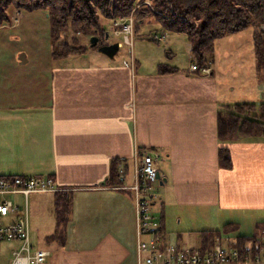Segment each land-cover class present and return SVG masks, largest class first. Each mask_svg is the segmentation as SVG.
Listing matches in <instances>:
<instances>
[{"label":"crops","instance_id":"0c3cea01","mask_svg":"<svg viewBox=\"0 0 264 264\" xmlns=\"http://www.w3.org/2000/svg\"><path fill=\"white\" fill-rule=\"evenodd\" d=\"M140 28L129 58L118 54L113 61L95 50L53 61L44 49L30 68L29 54L21 65L14 51L0 53V177L51 176L65 190L62 196L71 193L61 240L48 239L53 233L44 240L52 247L44 249L49 264H136L132 194L105 187L113 160L124 162L126 184L132 183L135 147L159 149L165 156L158 170L166 182L159 184L160 198L153 204L161 214L156 229L167 234L173 220L188 224L187 215L196 220L206 215L226 227V235L218 231L215 237L222 244L221 239L256 236L264 226V140L222 143L217 133L222 105L264 100L261 76L256 73L261 81L251 85L262 90L259 97L232 99L231 85L219 88V57L231 51L204 55L211 75L190 73V63L171 65L179 48L194 60L184 35L156 43L148 36L160 26ZM4 37L0 34V43L8 40ZM161 45L158 57L152 56ZM159 64L177 72L157 74ZM221 147L229 151V169L219 164ZM40 195L47 194L28 198V226L29 203L38 209ZM60 203L62 208L63 199Z\"/></svg>","mask_w":264,"mask_h":264},{"label":"trees","instance_id":"16d2710c","mask_svg":"<svg viewBox=\"0 0 264 264\" xmlns=\"http://www.w3.org/2000/svg\"><path fill=\"white\" fill-rule=\"evenodd\" d=\"M145 1L160 9L162 16H156L146 6L139 7L134 13L139 21L135 32L139 31L142 24H157L169 33L184 35L187 43L191 45L190 53L199 65L203 64L206 53L214 51L217 40L247 31L252 43L256 73L264 80V0H0V25L9 22L4 12L6 8L44 12L48 21L51 59L66 61L70 56L90 50L79 42L77 44L78 38L91 35L93 31L104 35L105 30L99 16L106 19L124 18ZM64 32L72 35L71 44L62 43ZM171 72H177V69L167 64L157 66V74ZM217 133L222 143L264 140V100L222 105L217 114ZM218 155L220 166L229 169L231 159L228 149L219 148ZM119 164L121 161L118 160L111 162L106 186L117 183ZM54 195L57 227L55 234L48 239L60 241L62 226L68 221V198L71 193ZM199 234L204 247L207 242L218 237L215 231H201ZM236 239L235 242L221 239V245L226 249L247 248L251 254H257L264 247L263 242L254 240L255 235L247 239ZM250 239L253 241L247 246V240Z\"/></svg>","mask_w":264,"mask_h":264},{"label":"rangeland","instance_id":"374dc122","mask_svg":"<svg viewBox=\"0 0 264 264\" xmlns=\"http://www.w3.org/2000/svg\"><path fill=\"white\" fill-rule=\"evenodd\" d=\"M141 6H146L147 8L150 9V7L146 5L145 2H142L141 4L137 5L136 8H134L133 13L131 12L129 16L124 17V18L106 19L103 16H99L100 23L103 26V29L105 30L104 35H101V38L103 41L102 45L118 43L119 56H127L129 58V56L131 55V51L133 50V45L136 40V35L139 33L138 31L135 32L136 25H138L139 21L135 17L134 13ZM4 12H5V16L9 18V23H5V25L10 26V29L2 28L1 30L3 31L0 30V34L1 35L5 34V37L8 38V40L5 39L0 43V53L3 55L4 53L8 54L10 51H12L11 53H13L14 51L15 53H17L15 54V57L17 59L22 53H24L25 55L29 54L30 59H31L29 63V67L32 68V66L40 62V60L35 62L34 57L37 59H41L42 50L44 49L49 50V40H48L49 29H48V21L46 20L45 14L44 12H41V11H33V10L23 11L21 8H10V9L6 8ZM131 15H132V18L134 19L132 26L128 25V28H124L122 24L126 22L127 18L131 17ZM93 32L95 34L91 36H96V37L98 35L100 36V33L96 31H93ZM106 34H107V37H106ZM164 34H166V38L168 37L167 40H169V38L172 37L173 36L172 34L174 33L169 34V32L165 30ZM248 34L249 33L245 31L244 33L238 34L236 36L228 37L223 40L222 39L217 40L215 42V47H214V51L212 54L215 56V58H217L218 55H222L223 53L227 51H231L225 58L221 56L219 57V63L222 65V73H221V79H220L221 82H220L219 88L224 91L225 88H227V86L231 85L230 88H233V90L230 91L232 99H240V97H244V98L248 97V99H251L252 97H259L260 93L262 92L261 89L259 90L258 88H256L258 89V92H259L258 93L256 89L251 86L254 82L258 84V81H261V80L264 81V80L262 79V77H260L261 80H259L258 77L256 76L255 60H254L253 50H252L253 48H252V43H251V40L249 39ZM167 35H170V36H167ZM174 36L176 35L174 34ZM89 37H90V34L80 37V39L77 41V44L79 42V44L92 50L89 47L90 45ZM152 37L153 36L151 34L150 36H148V39L150 41H154ZM71 40H72L71 34H69L68 32H64L62 34V39H61L62 43L71 44ZM81 40L83 43H80ZM165 42L167 41L165 40ZM164 45H161L160 47L159 46L154 47L155 50H154V54L151 53L152 56L159 55L160 49L158 48H162ZM96 49L97 48H93L95 52H97ZM87 52L88 51L82 54L87 55ZM143 52L147 53V51H145L144 48H143ZM173 52L175 53V62L171 64L172 66L173 65L185 66L188 63L192 64V60L190 62L191 57L181 48H179L178 50H173ZM147 54L150 55L149 53ZM98 56L102 57V55H99V54ZM83 57H85L84 60L89 58L87 56H83ZM116 57L119 58L118 55ZM102 58H105V57H102ZM194 61H196L195 58H194ZM61 62H64V61H61ZM136 149L137 147H135V150ZM134 154H135V151H134ZM164 158H165L164 154L160 152L158 154V157L155 160V167L157 169V173H159L158 166L164 162ZM133 160H134V157H133ZM121 164L124 165L125 173L127 174L128 170H127V167H125L124 162H121ZM132 177H133V170H132ZM158 181H161V178ZM126 183H127V176H126ZM117 185H118V180L116 184L108 185L105 187L110 189L111 187H114ZM154 187L157 189L160 186H158L156 183ZM116 191H121V190H116ZM152 191L154 192V190ZM61 192H64V191L55 192V193H61ZM122 192H127V191H122ZM45 194L47 195H40L39 197H35V198H39L37 201L39 204V207L38 209L36 208V210L34 211L32 207L30 206L31 202L29 201L30 202L29 203V207H30L29 236H30L32 247L34 249H52V247H50L44 240H47L45 239L46 236L52 233L54 235L56 231L55 220L57 222V216L55 218V213L53 211L56 204H55V201L51 199L53 198L52 195H50L52 193L50 194L45 193ZM156 194L159 199L160 197L158 194H161V191L158 192V189H157ZM30 196L31 195L27 197V203H28V198ZM29 199H32V197H30ZM8 200H11L12 202H16L18 204H22L23 206L21 205V209H23V207L25 209V200L21 196L8 197ZM157 200L155 202H157ZM27 203H26V206H27ZM152 215H153L154 225H158V222L161 219V214L156 209L155 211H153L152 209ZM187 216L190 217V222L188 224L183 223L179 225L177 223L178 219L176 221L173 220L170 223L171 230H167V234H166L168 236L167 242L169 244L171 243L175 245L176 243H178L182 249H196L197 247L199 248L200 245H203L201 243V237L199 236L200 231H215L216 230L215 232L219 231V235L221 234L226 235L225 234L226 227L222 225V223L214 221L213 219L209 220L206 215L200 216L197 220L194 218V215H187ZM134 221H135V209H134ZM246 230L247 228L246 226H244L242 231H246ZM259 230L260 231L257 232V235L255 236L254 240L261 241L264 243V226H262ZM235 233H237V229H235ZM235 233L229 232L227 235L229 234L235 235ZM135 234H136V226H135ZM143 241H146V238H143ZM251 241L253 240L250 239L249 242ZM136 242H137V239H136ZM214 244H218V241L215 238L207 242L205 249L206 248L210 249L211 248L210 246ZM9 245L11 246L13 245V247H18V244H4L2 247V250L0 251V262L7 263L10 260L11 252L13 248L11 246H10L11 248H9ZM203 246H205V244ZM230 250H233V248H230ZM263 250H264V247L257 254H251L247 250V248L237 249V251L241 253H248L247 258H250V257L254 258L255 257L254 255L256 256L259 255L260 252H262ZM48 261H50V259ZM239 264H244V263H239ZM260 264H264V263H260Z\"/></svg>","mask_w":264,"mask_h":264},{"label":"built area","instance_id":"2783aa9c","mask_svg":"<svg viewBox=\"0 0 264 264\" xmlns=\"http://www.w3.org/2000/svg\"><path fill=\"white\" fill-rule=\"evenodd\" d=\"M146 5L158 16L162 11L152 7L149 2ZM134 12V9L132 13ZM116 21V20H115ZM134 19L127 18L122 25L128 28L132 26ZM153 40L165 41L164 31L154 35ZM210 65H201L192 62L189 72L201 75L212 73ZM160 153L159 149H136L133 160V181L126 184L125 168L119 164L117 168L118 185L110 189L129 191L133 196L136 226V264H260L264 263V250L254 258H247L248 253H241L237 249H225L219 244L211 248L198 251L195 249H182L169 244L165 234L159 232L153 226L152 202L158 199V182L155 160ZM154 190V192L152 191ZM65 191L58 188L50 176H1L0 177V251L4 244H18L13 248L11 258L7 263L0 264H49V252L44 249H34L29 236L27 220V197L29 195L55 193ZM21 196L25 200V209L21 212L20 204L8 200V197ZM146 238V241H143ZM11 246V247H10Z\"/></svg>","mask_w":264,"mask_h":264},{"label":"water","instance_id":"95a60500","mask_svg":"<svg viewBox=\"0 0 264 264\" xmlns=\"http://www.w3.org/2000/svg\"><path fill=\"white\" fill-rule=\"evenodd\" d=\"M106 37H107V34H106ZM97 42H98V38L96 36L91 37L89 47L91 49L96 48ZM96 51H97V53L105 56L108 60L113 61V60H115L116 56L118 55L119 46H118V43H112L109 45H101V46L97 47ZM18 60H19V63L21 65H23L27 62V59H26V56L24 53L20 54ZM159 178H160V175L158 173L157 179L160 180ZM159 182L162 185L166 182V180L162 178L161 181H159Z\"/></svg>","mask_w":264,"mask_h":264},{"label":"flooded vegetation","instance_id":"af4514ba","mask_svg":"<svg viewBox=\"0 0 264 264\" xmlns=\"http://www.w3.org/2000/svg\"><path fill=\"white\" fill-rule=\"evenodd\" d=\"M100 42H102V41H99L98 43H100Z\"/></svg>","mask_w":264,"mask_h":264}]
</instances>
